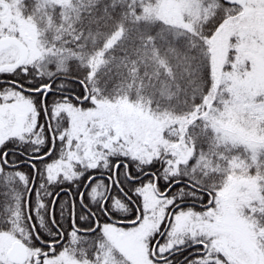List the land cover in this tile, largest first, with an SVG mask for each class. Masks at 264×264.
Masks as SVG:
<instances>
[{"label":"snow or ice","instance_id":"snow-or-ice-1","mask_svg":"<svg viewBox=\"0 0 264 264\" xmlns=\"http://www.w3.org/2000/svg\"><path fill=\"white\" fill-rule=\"evenodd\" d=\"M0 264H264V0H0Z\"/></svg>","mask_w":264,"mask_h":264}]
</instances>
